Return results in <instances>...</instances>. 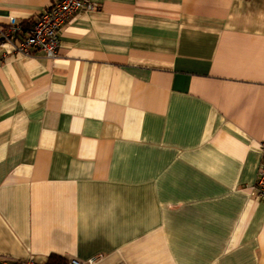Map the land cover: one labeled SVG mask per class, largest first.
<instances>
[{
  "label": "crops",
  "instance_id": "obj_1",
  "mask_svg": "<svg viewBox=\"0 0 264 264\" xmlns=\"http://www.w3.org/2000/svg\"><path fill=\"white\" fill-rule=\"evenodd\" d=\"M91 2L55 59L0 44V264H264V0Z\"/></svg>",
  "mask_w": 264,
  "mask_h": 264
},
{
  "label": "built area",
  "instance_id": "obj_2",
  "mask_svg": "<svg viewBox=\"0 0 264 264\" xmlns=\"http://www.w3.org/2000/svg\"><path fill=\"white\" fill-rule=\"evenodd\" d=\"M96 10L91 0H57L48 10L41 12L28 32L15 18H10L6 27H0V44L6 55L32 56L41 53L47 59L57 58L60 33L67 22L80 12ZM261 161L254 186L256 200L264 201V143L260 145ZM94 260L80 262L70 259L66 264H94ZM17 264H40L31 260Z\"/></svg>",
  "mask_w": 264,
  "mask_h": 264
},
{
  "label": "trees",
  "instance_id": "obj_3",
  "mask_svg": "<svg viewBox=\"0 0 264 264\" xmlns=\"http://www.w3.org/2000/svg\"><path fill=\"white\" fill-rule=\"evenodd\" d=\"M33 24H34V22L33 23L22 24L24 32H28ZM66 263L67 262H65L62 259H60L58 257H55V256L50 257V260L48 262V264H66Z\"/></svg>",
  "mask_w": 264,
  "mask_h": 264
}]
</instances>
